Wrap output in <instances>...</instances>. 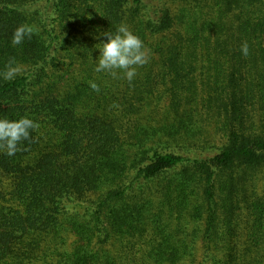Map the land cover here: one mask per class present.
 <instances>
[{"label":"trees","instance_id":"16d2710c","mask_svg":"<svg viewBox=\"0 0 264 264\" xmlns=\"http://www.w3.org/2000/svg\"><path fill=\"white\" fill-rule=\"evenodd\" d=\"M121 24L131 82L94 71ZM11 60L0 119L38 127L0 150V264H264V0H0Z\"/></svg>","mask_w":264,"mask_h":264},{"label":"clouds","instance_id":"9594fccd","mask_svg":"<svg viewBox=\"0 0 264 264\" xmlns=\"http://www.w3.org/2000/svg\"><path fill=\"white\" fill-rule=\"evenodd\" d=\"M31 34V28L21 25L15 29L11 44L13 47L23 43ZM104 42L96 45L99 50L98 59L95 61L96 73H107L116 78L120 74L131 82L137 74V67L145 65L149 60V52L143 41L135 35L127 25H119L115 32L103 33ZM240 51L243 55L248 54V45L243 43ZM23 71V67L9 61L5 70L0 72V78L5 81L13 80ZM96 86L93 84V88ZM38 127L35 121L28 117L18 120L0 119V150L8 156H13L19 150L22 141L29 140L31 131Z\"/></svg>","mask_w":264,"mask_h":264}]
</instances>
